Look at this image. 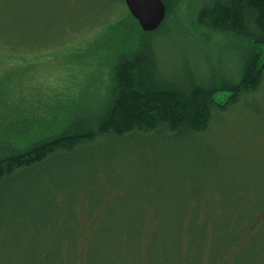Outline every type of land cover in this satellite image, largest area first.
<instances>
[{
	"label": "rangeland",
	"instance_id": "374dc122",
	"mask_svg": "<svg viewBox=\"0 0 264 264\" xmlns=\"http://www.w3.org/2000/svg\"><path fill=\"white\" fill-rule=\"evenodd\" d=\"M203 1L166 0L162 63L192 67L187 41L193 35L215 64L213 40L193 19ZM97 2L0 0V135L13 130L16 146L41 137L39 120L66 96L100 97L116 58L147 38L138 30L129 34L123 24L99 34L107 20ZM176 19L175 28L170 22ZM253 96L261 97L215 115L202 136L153 131L87 145L67 162H47L40 176L24 181V209L0 211V264H31L43 246L63 247L67 237L79 253L88 248L85 264H179L180 254L182 264L186 255L198 264L204 254L205 264L206 247L216 256L236 237L239 221L264 208V88ZM233 211L240 216L236 227ZM61 214L76 215L75 225ZM222 263L264 264V209Z\"/></svg>",
	"mask_w": 264,
	"mask_h": 264
},
{
	"label": "trees",
	"instance_id": "16d2710c",
	"mask_svg": "<svg viewBox=\"0 0 264 264\" xmlns=\"http://www.w3.org/2000/svg\"><path fill=\"white\" fill-rule=\"evenodd\" d=\"M162 1L168 8L166 0ZM97 3L105 9L99 15L107 20L99 34H111L123 24L131 30L129 34L134 35L138 30L147 38L116 58L108 89H103L100 97L79 101L66 96L62 102L57 100L59 103L39 120L38 125L44 129L41 137L18 147L12 138L13 130L0 135V211L24 209V181L31 174L40 176L37 170L47 162L56 159L67 162L87 145L108 140L122 142L153 131L202 136L212 129L215 115L240 101L251 105L261 97L253 95L264 88V0H204L193 19L213 40L210 47L215 64L198 37L190 35L187 49L193 50L196 63L190 67L185 61L180 64L181 69L173 63H162L158 51V45L169 37L165 26L169 13L166 12L156 31L145 33L136 26L123 0ZM170 23L176 28L180 21ZM177 69L180 71L176 73ZM221 94L227 95L224 101H218ZM246 96L251 97L246 99ZM36 129L37 126L29 131ZM262 209L253 210L248 220L239 221L237 233L233 232L236 237L216 256H209L206 247L205 264H220L227 249L241 240L243 227ZM233 212L229 218L236 227L240 216ZM61 216L69 222L74 218L75 225L76 215ZM222 218L218 215L216 219ZM64 241L63 247L55 243L43 246L38 257L30 254L31 264H42L43 260L44 264H85L88 248L79 253L72 238ZM203 255L198 264H204ZM185 258L189 264L187 255ZM179 264H182L181 254Z\"/></svg>",
	"mask_w": 264,
	"mask_h": 264
},
{
	"label": "water",
	"instance_id": "95a60500",
	"mask_svg": "<svg viewBox=\"0 0 264 264\" xmlns=\"http://www.w3.org/2000/svg\"><path fill=\"white\" fill-rule=\"evenodd\" d=\"M131 17L141 31H156L166 16V6L162 0H123Z\"/></svg>",
	"mask_w": 264,
	"mask_h": 264
}]
</instances>
